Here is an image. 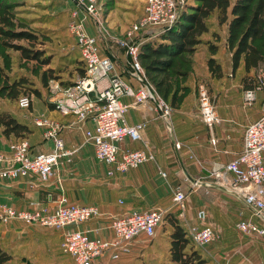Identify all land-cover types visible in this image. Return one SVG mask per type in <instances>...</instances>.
<instances>
[{
	"label": "crops",
	"instance_id": "1",
	"mask_svg": "<svg viewBox=\"0 0 264 264\" xmlns=\"http://www.w3.org/2000/svg\"><path fill=\"white\" fill-rule=\"evenodd\" d=\"M69 2L74 7L70 24H81L89 36L95 37L100 55L110 57L115 64L116 73L134 91L138 90L140 85L129 75V68H127L129 58L116 44V40L123 38L134 23L127 26L118 17L117 24L115 19L109 17V15H115L116 6L112 9L107 8L108 16L103 15L102 19L98 17V21H95L80 11L73 0ZM80 12L84 19L79 17ZM213 24L209 34H204L202 39L212 40V33H219L222 37V42L218 43L220 48L215 58L221 64L223 78L216 80L209 74L206 62L210 53L207 46L202 44L193 55V74L186 82L191 93L177 109H172L162 100L171 109L167 119L159 116L152 101L137 106L133 104L132 99H123L130 105L126 122L130 125L144 124V128L140 132L139 140L124 139L119 144V154L128 150H140L151 154L153 157L151 161L125 173L115 172L113 175H108V167L96 159L94 147L86 138V133L92 132L94 128L91 121L78 123L73 116L60 115L55 111L50 101L51 97L48 103L43 96L42 99L35 98L38 102H42L40 107H34L30 98L31 103L27 109V111L31 110L30 119H23L36 131L24 140L29 146V155L34 156L53 149L52 141L45 139L43 130L34 125V119L38 117L48 118L62 126L58 137L63 141L65 149L72 154L60 159L52 176L45 182L34 175H29L0 183V206L6 205L19 210H53L58 206L61 198H65L71 204L94 206L101 214L98 219L69 227L68 230L87 231L93 238L106 240L113 238L108 229L109 223L132 211L160 210L164 213V218L169 214L176 217L189 234L191 229H201L206 226L210 227L214 236L218 238L227 236L225 234L227 218L222 214L228 213L229 208L231 211L232 209L242 210L240 212L242 218L237 221L236 229L240 221L256 222L257 217L255 218L251 209L242 200L218 187L211 175V167L213 164L229 163L242 151L245 128L264 114V93L257 92L256 101L252 106L246 107L243 104L245 89L242 80L245 76L248 79L255 78L256 74L253 70L245 73L241 65L232 76L231 55L223 46V41L226 39V26L219 28L215 23ZM158 32L142 30L138 34V37L142 35L139 39L142 41L141 44L153 42L156 38L153 36H156ZM73 53H79L76 39L74 49L70 48L65 54L72 56ZM54 59H51L48 66L52 69L61 65L59 62L52 64ZM63 69L68 73L73 70V65L70 64ZM65 76L63 74V81H66ZM79 77L81 76L74 74L70 82L74 83ZM202 82L210 89L219 119V123L211 129L199 119L195 86L196 83ZM52 83L58 82L51 81L49 87ZM146 83L154 91L147 80ZM212 139L215 140L214 145L211 143ZM12 144V139H6L0 134V153H9ZM176 144L179 147H176ZM195 182L198 186L193 185ZM177 189H181L186 194L187 191L192 190L186 197L183 221L180 212L173 205L174 191ZM216 190L222 191L226 198L214 201V207L228 205V209L224 212L212 207L202 198V193L215 195ZM201 210L207 215L205 222H200L196 217L197 212ZM0 225L4 230L0 231V247L12 257L6 264H27L28 260L25 258H35L33 254L37 257L34 262L42 260L41 263L54 264L56 254L62 261L61 264H72L71 258L63 254L59 247L62 238L61 230L40 225H26L20 221L0 222ZM162 225L164 226L162 234L155 237V233L153 237L156 240L145 242V238L136 239L131 242L129 250L125 253L119 252L116 259H113L112 253L109 252L94 264H160L167 261L171 228L165 220L159 227ZM161 246H164L165 250H162ZM238 251L241 256H244L240 264H248L247 259L252 261L250 264H264V242L257 241L256 246L246 244ZM38 256L42 258L39 259ZM51 256L53 259L50 260ZM216 256L218 257L219 253Z\"/></svg>",
	"mask_w": 264,
	"mask_h": 264
},
{
	"label": "built area",
	"instance_id": "2",
	"mask_svg": "<svg viewBox=\"0 0 264 264\" xmlns=\"http://www.w3.org/2000/svg\"><path fill=\"white\" fill-rule=\"evenodd\" d=\"M78 9L98 21L95 0H73ZM177 0H146L143 16L132 24L124 37L116 40L119 48L129 58L127 64L129 75L140 85L134 91L116 73L115 64L110 57L99 53L97 40L89 36L81 24L71 23L69 30L76 39V45L85 63L83 76L71 86L63 87L52 83L49 87L51 103L56 112L62 116H73L78 123L91 121L92 132L86 133L87 141L94 147L96 159L108 167V175L115 172L125 173L153 159L151 154L140 150H128L119 154V144L124 139L137 141L144 124L130 125L126 115L130 105L123 99H132L134 105L152 101L159 116L167 119L171 109L160 100L146 83L143 68L139 62L141 41L138 34L145 29L171 26L177 18ZM264 93V71L257 75V84L243 92V104L252 106L257 92ZM197 102L199 119L209 129L219 123L216 107L204 83L197 86ZM30 98L21 97L17 104L20 109L27 110ZM34 125L43 130L45 139L52 141L50 152L29 155V146L21 140L10 146L9 153H0V183L34 175L41 181H47L60 159L69 157L72 152L65 149L63 141L58 137L62 126L48 118L34 119ZM170 130V128H169ZM214 145L215 140H211ZM176 147L179 145L176 144ZM211 175L218 187L242 200L254 216L264 220V114L249 124L243 133V149L229 163L213 164ZM194 186H198L195 182ZM186 194L181 189L174 191V208L184 215ZM100 211L90 205H76L61 198L53 210L33 209L19 210L6 205L0 206V222L20 221L26 225H40L62 231L60 250L68 255L72 264H94L105 254L111 252L116 259L119 252H127L131 242L139 238L152 239L157 227L163 220L160 210L144 212L132 211L112 220L108 229L112 239L93 238L87 231L68 230L69 227L81 225L98 219ZM200 222H205V211L196 215ZM237 229L245 235L264 238V227L251 220H243ZM190 236L195 247L204 250L213 240L214 232L210 227L191 229Z\"/></svg>",
	"mask_w": 264,
	"mask_h": 264
},
{
	"label": "trees",
	"instance_id": "3",
	"mask_svg": "<svg viewBox=\"0 0 264 264\" xmlns=\"http://www.w3.org/2000/svg\"><path fill=\"white\" fill-rule=\"evenodd\" d=\"M213 23L219 28L226 26L223 46L231 55L232 76L241 65L245 73L253 70L256 74L255 78H243L244 89L253 88L257 84V75L264 71V0H191L177 13L171 26L159 30L153 42H143L139 49V62L147 82L157 97L172 109L179 108L191 93L186 82L193 74L192 58L200 45H206L209 50L206 64L211 77L216 80L223 78L221 64L215 58L222 37L219 33H212V40L202 39L204 34H209ZM22 41L27 45L20 44ZM48 41L45 31L30 28L26 21L17 17L15 4L0 1V134L12 139L13 144L26 140L36 131L10 108L2 109L1 103L17 104L23 96L42 99L38 86L47 92L51 81L68 87L73 84L70 79L74 74H84L85 63L80 53L60 55L61 65L55 69L48 67L53 58L44 49ZM12 52L18 54V70L25 73H14ZM70 64L73 70L66 73L63 67ZM63 74H66V81H63ZM198 84L195 86L196 97ZM205 85L210 93L208 85ZM47 92L45 101L48 103L50 95ZM164 220L171 228L169 256L160 264H207L179 220L171 214L163 217L162 222ZM11 258L0 247V264H6Z\"/></svg>",
	"mask_w": 264,
	"mask_h": 264
},
{
	"label": "rangeland",
	"instance_id": "4",
	"mask_svg": "<svg viewBox=\"0 0 264 264\" xmlns=\"http://www.w3.org/2000/svg\"><path fill=\"white\" fill-rule=\"evenodd\" d=\"M4 1L15 4V11L17 13V17L23 19V21H26V23L30 28L40 29L46 32L49 41L47 42L46 46H44V49H47V52L51 53L53 55V58H55L52 64L55 65V63H58L60 60V55H64L66 51H68L70 48L72 50L74 49L75 39L69 30V24L72 19L74 7L69 2V0H4ZM145 2L146 0H95L96 11L98 13L97 18L99 17L100 19H102V17L108 16L109 9L110 8L112 9L114 6H116V8L114 9L116 10L115 15H109V17H112L113 20L115 19V22L117 24L119 23L118 20L119 17L122 19V22L125 23V25L127 24V26H130V24L136 23L139 19H141L142 12L145 7ZM177 2H178L177 12H180L185 7L186 3H191V0H177ZM107 8L109 9L107 10ZM79 17L81 19H84V16L81 12L79 13ZM213 18L215 19V17ZM110 19L111 18H109V22H111ZM146 30L159 31L160 29L149 28ZM141 37L142 35L138 37V39H141ZM20 44L27 45L25 41L20 42ZM12 55L14 57V63H15L14 73L15 74L25 73L24 70H18L17 68L18 54L12 52ZM38 88L43 93V99L44 98L46 99L47 96L46 91L43 90L40 86H38ZM48 94L50 95V97L52 96L49 89H48ZM30 98L32 99V105L34 107H40V103L42 102H38L34 96H30ZM1 106L2 108H10L14 113H16L22 119L24 118L30 119L29 112L31 110L27 111V110L19 109L16 103L6 102V103H1ZM190 192H192V190L187 191V194L186 192H184L186 194V197L187 195L190 194ZM202 198L204 199V201H206L212 207H214L215 205L214 201H217L219 199L221 201L225 199L226 196L225 194L223 195L222 191L216 190L215 195L202 193ZM214 208L224 212V210L228 209V205H223L222 207H214ZM241 211L242 210H236V209L234 210L232 209L231 211L229 208L228 213L224 212V214H222V216L227 218V225H226L227 231L225 232L227 236H225L224 238H218L214 236L213 240L205 247L204 250H201L200 248L196 247L199 250H201L203 256L207 261V264H220V263L240 264V261L241 259L244 258V256L243 255L241 256L238 253L239 252L238 250H240L242 246L246 244L249 246L252 245L256 246L257 241L264 242V238L257 237L254 235H245L236 229L235 225L237 221H239L242 218L240 214ZM181 219L182 221L185 219L184 215L181 216ZM255 221L256 222L254 221L253 222L256 225H259L260 227H264V220H261L257 217ZM163 228H164L163 225L161 227H158L155 237H158V235L162 234L161 231H163ZM21 229H23V227ZM2 230L3 227L0 225V231ZM154 240L156 239L155 238L149 240L145 239V242H149V241L152 242ZM161 249L165 250L164 246H161ZM218 253L219 256L217 257L216 254ZM33 256L35 258L32 257L25 258L26 260H28L27 264H47L46 262L41 263L42 260H39L38 262H34V260L37 257L36 254H33ZM38 258L40 259L42 257L38 256ZM54 258H55L54 264H61L62 261L59 260L56 254ZM49 259L50 260L53 259L52 256ZM246 262L250 264L252 261L250 259L249 260L247 259Z\"/></svg>",
	"mask_w": 264,
	"mask_h": 264
}]
</instances>
